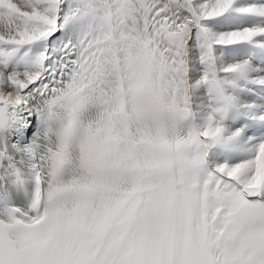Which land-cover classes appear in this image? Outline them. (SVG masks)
Segmentation results:
<instances>
[{"label": "snow or ice", "instance_id": "obj_1", "mask_svg": "<svg viewBox=\"0 0 264 264\" xmlns=\"http://www.w3.org/2000/svg\"><path fill=\"white\" fill-rule=\"evenodd\" d=\"M0 264H264V0H0Z\"/></svg>", "mask_w": 264, "mask_h": 264}]
</instances>
